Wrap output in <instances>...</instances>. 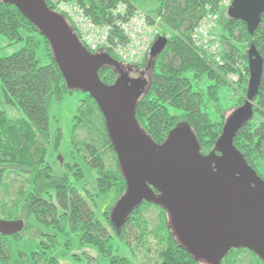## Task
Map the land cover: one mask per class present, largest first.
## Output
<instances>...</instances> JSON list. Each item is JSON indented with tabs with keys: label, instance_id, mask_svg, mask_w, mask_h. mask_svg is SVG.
<instances>
[{
	"label": "trees",
	"instance_id": "1",
	"mask_svg": "<svg viewBox=\"0 0 264 264\" xmlns=\"http://www.w3.org/2000/svg\"><path fill=\"white\" fill-rule=\"evenodd\" d=\"M54 1L44 0L51 11ZM57 1L79 4L98 24H111L110 11L121 3L130 13L138 10L139 3H158L153 13L146 14L161 16L163 24L169 26L170 32L162 34L167 45L153 61L143 59L132 66L141 70L150 68V80L138 97L135 118L157 145L165 141L171 130L185 128L196 139L201 154L215 150L228 118L226 110L220 108L219 91L224 87L239 91L232 109L243 105L249 77L248 52L252 49L263 61L262 82L252 101L253 116L237 132L233 147L264 180L255 167L258 160L264 159V14L254 34L249 35L245 23L227 16L232 0L221 12V0H182V4H173L171 9L173 0ZM216 12H220L215 25L222 45V64L202 57L189 40L192 28L201 18ZM0 38L8 41L7 46L22 45L15 54L0 58V190L4 197L0 202V218L23 223L20 231L0 235V264H23L27 259L32 264H57L56 250L67 251L75 243L94 248L109 264H133L117 254L122 247L136 249L144 264H205L182 247L167 211L153 202H143L120 227L115 225L112 214L126 186L95 101L83 91L67 89L46 39L17 8L3 1ZM94 54L120 64L106 48ZM234 74L237 81L227 82L228 76ZM98 76L106 85L117 80L114 67L106 65ZM73 93L79 94L80 99L72 118L70 144L73 155L95 172V188L89 182L83 183L85 177L77 163L63 162V172L55 174L45 157L47 145L53 142L56 149L61 138L59 127L50 135L51 101L60 102ZM6 106L20 111L21 117L8 118ZM20 177L24 181L13 190L10 179ZM111 192L115 198L99 212L98 200ZM12 243H27L33 250L29 253L16 250L19 260L12 262ZM220 264L264 263L242 248L231 249Z\"/></svg>",
	"mask_w": 264,
	"mask_h": 264
},
{
	"label": "water",
	"instance_id": "2",
	"mask_svg": "<svg viewBox=\"0 0 264 264\" xmlns=\"http://www.w3.org/2000/svg\"><path fill=\"white\" fill-rule=\"evenodd\" d=\"M1 1L17 8L46 39L67 89L87 93L101 112L126 186L112 214L117 227L143 202H153L167 211L175 237L194 259L220 264L231 249L244 248L264 263V180L233 147L237 132L253 116L252 101L262 82L263 61L252 49L245 101L226 119L215 150L203 155L188 129L171 130L161 145L141 130L135 108L148 82L128 77L132 67L123 69L89 53L64 17L44 0ZM229 6L227 16L245 23L253 35L264 14V0H232ZM166 45L165 37H157L150 58ZM105 65L116 70L113 85L98 76ZM22 226L0 219V235L10 236Z\"/></svg>",
	"mask_w": 264,
	"mask_h": 264
},
{
	"label": "rangeland",
	"instance_id": "3",
	"mask_svg": "<svg viewBox=\"0 0 264 264\" xmlns=\"http://www.w3.org/2000/svg\"><path fill=\"white\" fill-rule=\"evenodd\" d=\"M176 3L182 4V0H173V3L171 6H169V9L173 8ZM174 4V5H173ZM158 3L157 2H143L137 4V8L139 11H142L143 13H153V11L157 8ZM220 12L224 11L226 8L225 5L220 6ZM166 10V13L168 14L170 10ZM220 12L218 13V17L220 15ZM153 15V14H152ZM222 16H226V14L223 12ZM217 17V18H218ZM161 33L159 34L160 37H166L162 34H168L170 32V28L168 25H164L162 21V25L160 26ZM218 29L215 25L214 28V35L218 37ZM154 44V42H153ZM153 44L150 46L149 52L153 46ZM8 41L6 39L0 38V58H4L7 56H10L12 54H15V52L19 51L22 47L21 44H14L12 46H7ZM146 53V56L144 57L145 61L150 60V54ZM39 58H42V53L38 54ZM153 61V59H151ZM123 69H126V67H132L131 65H122ZM132 75H129V77H132L134 79H144L147 82L150 80V68L146 67L145 69H137L136 67H132ZM143 76V77H142ZM229 80H227L228 82ZM236 86V85H235ZM233 89V88H232ZM239 91H232L231 88H223L219 91V105L222 110H226V116H229L234 110L232 107L235 106V103H237L239 99ZM79 99L80 95L77 93H73L71 95L64 96L60 102L51 101V107H50V135L53 134L54 130L59 127L60 128V134L61 138L58 144V147L56 149L53 148V142L51 144L47 145V155L46 161L51 165V167L54 168L55 174H58L59 172H63L62 164L64 163H77L80 168L83 171L84 174V181L89 182V186L95 188V183L97 176L95 175V172L87 166L85 163L79 160L77 155H73V149L72 145L70 144V140L72 137V118L75 115V111L77 106L79 105ZM6 115H8V118L16 120L17 118L21 117L20 111L14 109L11 106L5 107ZM55 118V119H54ZM54 120L57 121L54 122ZM255 167L259 174H261L264 177V159H260L255 163ZM12 181V188L13 190L19 186L24 180L23 178H17L16 180L10 179ZM81 185V184H80ZM79 185V186H80ZM15 187V188H14ZM3 192L0 190V202L3 200ZM114 193H109L106 197L101 198L97 202V209L99 212L103 210L104 207H106L109 202H111L114 199ZM98 213V211H97ZM3 220L2 218H0ZM13 253H12V262L18 261L19 257L15 254L16 250H21L23 253L25 252H31L33 250V247L31 245H28L27 243H23L21 245L12 243ZM116 247V246H115ZM119 256L124 255L127 257L133 264H144L142 257L139 255V253L134 249L133 251L126 249L124 247L120 248L117 251ZM135 255H134V254ZM55 257L57 258V264H109L107 262V259L102 258L97 251L92 247H81L79 244L75 243L73 247L67 251L62 249H57L55 252ZM98 258V259H97ZM91 259V260H90ZM23 264H32L29 259H27Z\"/></svg>",
	"mask_w": 264,
	"mask_h": 264
},
{
	"label": "built area",
	"instance_id": "4",
	"mask_svg": "<svg viewBox=\"0 0 264 264\" xmlns=\"http://www.w3.org/2000/svg\"><path fill=\"white\" fill-rule=\"evenodd\" d=\"M53 4L52 11L65 17L74 35L89 53L106 48L121 65L139 64L161 33V16L151 17L139 10L130 13L122 3L111 9V24L95 23L79 4L61 3L57 0ZM221 5L228 6V0H221ZM217 17L218 12L202 17L192 28L189 40L202 57L206 56L222 64V45L214 35ZM237 79L236 74L228 76L230 83L234 84Z\"/></svg>",
	"mask_w": 264,
	"mask_h": 264
},
{
	"label": "flooded vegetation",
	"instance_id": "5",
	"mask_svg": "<svg viewBox=\"0 0 264 264\" xmlns=\"http://www.w3.org/2000/svg\"><path fill=\"white\" fill-rule=\"evenodd\" d=\"M131 72H132V70L128 71V74H129V75H132ZM129 75H128V77H129ZM142 77H143V76H142ZM130 78H131V79H134V78H132V77H130Z\"/></svg>",
	"mask_w": 264,
	"mask_h": 264
}]
</instances>
